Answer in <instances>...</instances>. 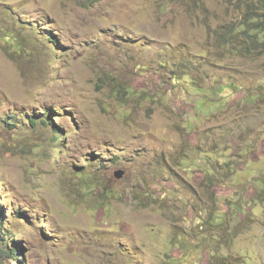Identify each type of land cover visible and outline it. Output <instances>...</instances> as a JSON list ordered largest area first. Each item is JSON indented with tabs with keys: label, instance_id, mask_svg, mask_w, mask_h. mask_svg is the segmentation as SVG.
<instances>
[{
	"label": "rangeland",
	"instance_id": "obj_1",
	"mask_svg": "<svg viewBox=\"0 0 264 264\" xmlns=\"http://www.w3.org/2000/svg\"><path fill=\"white\" fill-rule=\"evenodd\" d=\"M200 4L0 0V264H264V55Z\"/></svg>",
	"mask_w": 264,
	"mask_h": 264
},
{
	"label": "trees",
	"instance_id": "obj_2",
	"mask_svg": "<svg viewBox=\"0 0 264 264\" xmlns=\"http://www.w3.org/2000/svg\"><path fill=\"white\" fill-rule=\"evenodd\" d=\"M182 3L196 5L200 8L202 0H180ZM246 5V11L242 15L241 19L237 22H232L224 26H219L213 30L215 38L213 44L221 49V52L226 53L229 56H234L242 59H253L254 57H260L264 55V0H241ZM195 7V6H194ZM262 18V19H261ZM263 33V34H262ZM262 34V35H261ZM50 43H53L52 37H47ZM57 45V42H55ZM54 48L56 49V46ZM223 46V47H222ZM221 55V53L219 54ZM209 65L210 63L207 62ZM211 65V64H210ZM214 67V65H212ZM47 110L44 109L42 114H46ZM14 119L10 116L7 124L12 126L10 120ZM35 123V120H34ZM59 134V133H58ZM87 165H91V160L86 161ZM18 217L25 218L26 215L17 214ZM3 216L0 213V238L3 234L2 230ZM5 237H9L8 231H4ZM19 242H12L11 247L6 249H0V254H6L8 258L13 259V254L16 253L15 260H19ZM7 247L10 245H6Z\"/></svg>",
	"mask_w": 264,
	"mask_h": 264
},
{
	"label": "water",
	"instance_id": "obj_3",
	"mask_svg": "<svg viewBox=\"0 0 264 264\" xmlns=\"http://www.w3.org/2000/svg\"><path fill=\"white\" fill-rule=\"evenodd\" d=\"M122 174H123L122 171L116 172V173H115V178H116V179H120V177L122 176Z\"/></svg>",
	"mask_w": 264,
	"mask_h": 264
}]
</instances>
